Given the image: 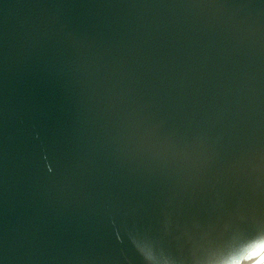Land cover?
Masks as SVG:
<instances>
[{"label": "water", "instance_id": "obj_1", "mask_svg": "<svg viewBox=\"0 0 264 264\" xmlns=\"http://www.w3.org/2000/svg\"><path fill=\"white\" fill-rule=\"evenodd\" d=\"M0 264H264V0H0Z\"/></svg>", "mask_w": 264, "mask_h": 264}]
</instances>
